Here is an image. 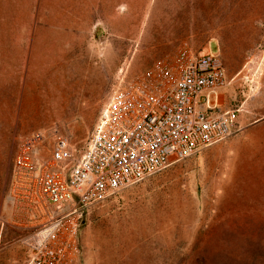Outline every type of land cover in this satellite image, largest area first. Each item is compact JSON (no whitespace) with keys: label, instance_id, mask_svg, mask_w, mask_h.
<instances>
[{"label":"rangeland","instance_id":"rangeland-1","mask_svg":"<svg viewBox=\"0 0 264 264\" xmlns=\"http://www.w3.org/2000/svg\"><path fill=\"white\" fill-rule=\"evenodd\" d=\"M183 42L218 51L226 67L261 72L264 0H0V264H27L21 239L36 226L17 225L9 199L20 138L56 127L80 155L112 91ZM222 145L94 206L81 264H120L128 248L113 244L120 238L225 245L259 236L253 225L264 215L236 212L228 159L212 153Z\"/></svg>","mask_w":264,"mask_h":264},{"label":"built area","instance_id":"built-area-1","mask_svg":"<svg viewBox=\"0 0 264 264\" xmlns=\"http://www.w3.org/2000/svg\"><path fill=\"white\" fill-rule=\"evenodd\" d=\"M229 85L218 51L183 42L112 91L80 155L56 127L22 136L9 199L17 225H36L21 239L27 264H81L94 206L228 140L236 114L212 109Z\"/></svg>","mask_w":264,"mask_h":264},{"label":"crops","instance_id":"crops-1","mask_svg":"<svg viewBox=\"0 0 264 264\" xmlns=\"http://www.w3.org/2000/svg\"><path fill=\"white\" fill-rule=\"evenodd\" d=\"M226 69L230 85L214 101L212 112H234L236 130L212 153L228 159V188L237 191L236 212L264 215V70L253 75L231 65ZM253 228L260 230L259 236L239 238L237 244L165 236L120 238L113 244L128 247L120 264H214L215 255L225 258L221 264H264V225Z\"/></svg>","mask_w":264,"mask_h":264}]
</instances>
